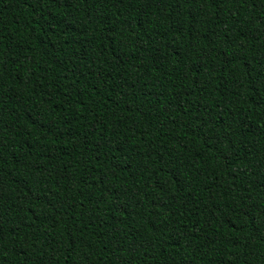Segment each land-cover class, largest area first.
<instances>
[{"label": "trees", "instance_id": "16d2710c", "mask_svg": "<svg viewBox=\"0 0 264 264\" xmlns=\"http://www.w3.org/2000/svg\"><path fill=\"white\" fill-rule=\"evenodd\" d=\"M0 264H264V0H0Z\"/></svg>", "mask_w": 264, "mask_h": 264}]
</instances>
